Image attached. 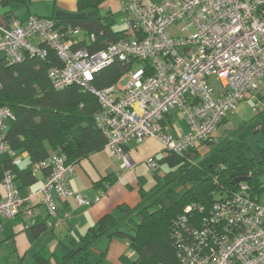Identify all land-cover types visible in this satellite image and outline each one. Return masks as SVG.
Here are the masks:
<instances>
[{
	"label": "built area",
	"instance_id": "obj_1",
	"mask_svg": "<svg viewBox=\"0 0 264 264\" xmlns=\"http://www.w3.org/2000/svg\"><path fill=\"white\" fill-rule=\"evenodd\" d=\"M123 8L129 28L94 53L72 47L82 32L79 28H69L65 37L48 17L30 15L24 22L0 23V54L10 63L26 56L43 58L49 46L62 62L48 70L52 86L76 83L97 96L100 110L94 126L103 133L111 156L120 160L121 170L133 165L125 146L148 137L157 138L167 152L185 155L210 139L241 102L255 97L264 79V0H125ZM115 58L145 61L147 68L132 67L121 77H127L124 85L94 89L89 84L92 74ZM173 111L186 124V129L175 128L177 136L162 123ZM11 116V108L0 105V154L8 153L19 165L22 154L10 149L5 139ZM146 164L150 170L157 168L154 159ZM45 166L49 172L43 184L23 197L10 172H4L0 217L27 218L42 205L48 227L55 229L65 221L57 214V200L72 198L78 205H90L104 193L89 198L74 192L68 185L74 166L63 153L51 154L34 168ZM191 208L186 206L185 212ZM180 221L185 223V216ZM186 229L184 241L176 232L181 264H264V204L249 196L243 182L213 202L199 228Z\"/></svg>",
	"mask_w": 264,
	"mask_h": 264
},
{
	"label": "trees",
	"instance_id": "obj_2",
	"mask_svg": "<svg viewBox=\"0 0 264 264\" xmlns=\"http://www.w3.org/2000/svg\"><path fill=\"white\" fill-rule=\"evenodd\" d=\"M11 1L26 5L30 0H1L0 3ZM102 2L76 0L77 11L81 13L98 8ZM39 17L52 19L54 28L65 37L69 28H79L89 39L77 41L72 47H84L90 53L104 49L124 34V30L113 28L110 11L105 16ZM46 51L43 58L26 56L13 63L5 56L0 59V105L12 110L5 139L16 154L24 151L28 154L25 166L14 164L13 157L8 153L0 154V183L4 172L9 171L14 184L18 181L20 187L29 186L35 180L33 165L48 160L51 154H65L67 162L74 166L80 159L105 147L103 133L94 126V117L100 110L97 96L76 83L55 89L48 77V70L62 62L55 49L48 46ZM138 65L147 68L145 61L115 58L94 72L89 84L96 90L111 87L128 70ZM262 100L260 109L243 125L254 123L253 132L264 136V95ZM166 117L168 115L162 121L164 124ZM226 120L227 116L218 125ZM233 131L230 132L231 137L217 139V143L211 144L203 153L199 146L204 142L187 150L183 156L166 151V155L154 160L167 164V170L162 176L154 173V184L140 194L135 205H121L117 214L103 216L61 257L54 255L51 259L36 253L34 263L101 264L107 249L96 254L92 252V245L97 238L104 236L109 241L115 238L126 241L132 254L120 255L121 264H181L178 257L181 244L177 231L184 241L189 234L186 228H199L213 202L238 190L241 182L247 185L249 196L257 201L264 190V185L257 178V174L264 171V147L257 146L259 158L254 160L245 148L239 129ZM40 168L44 169L46 177L49 166ZM235 177H245L246 180L235 181ZM105 178L108 185L113 183L112 175ZM101 181L97 184L101 185ZM16 188L19 189V186ZM186 206H192L187 213ZM180 216H185V223L179 222ZM48 220L47 213L44 223L32 226L34 233L44 231L48 227Z\"/></svg>",
	"mask_w": 264,
	"mask_h": 264
},
{
	"label": "crops",
	"instance_id": "obj_3",
	"mask_svg": "<svg viewBox=\"0 0 264 264\" xmlns=\"http://www.w3.org/2000/svg\"><path fill=\"white\" fill-rule=\"evenodd\" d=\"M51 1L52 5L50 6H52V9L43 12L45 15L37 13L35 7L30 6L32 10L31 8L27 9V12L23 13V15L19 14L15 16L13 10L7 8L13 1L7 4L0 3V23L8 22L9 19L24 22L30 15L66 16L75 14L102 16L92 11L90 13H78L76 0ZM124 1H121L123 11ZM146 3L151 2L146 1ZM107 7H110L109 3ZM121 30L126 31L127 29ZM88 39V36L84 32H81L76 36L75 41H88ZM33 42H37V40H33ZM3 57L0 54V59ZM166 120L169 131L173 136H177L176 129L178 127L186 129L185 122L175 111L169 113ZM213 135L218 137L220 134H217L215 130ZM125 150L129 155L130 161L133 163L131 168L128 169L121 170L119 168L120 160L113 158L105 147L80 159L74 164V172L68 178V185L74 192L81 193L89 198H93L98 193H104L98 201L90 205H78L72 198L57 200V214L59 217H64L65 220L61 227L51 229L46 226V229L39 234L34 233L32 226L44 223L47 219L46 209L42 205L38 206L35 212L27 218L22 217L20 214L10 219L0 217V264H24L27 261L35 264L34 255L36 253H42L51 259L54 255L61 257L69 248L75 245L79 237L86 234L103 216L109 213L117 214L119 212L118 208L121 205H135L140 199V194L148 189L143 190L149 178L147 174V168L149 169V167L146 161L149 159H159L166 155L167 152L164 150L161 142L155 137H148L141 143L130 142L127 144ZM21 154L22 162L20 165L25 166L28 163V154L25 151ZM162 165H165V168H162ZM34 167L35 165H33L32 171L35 180L31 185L20 187V183L18 181L15 182L16 186H19L18 192L21 197L25 196L28 191L38 189L45 180L44 169H35ZM167 168V164L157 162V168L150 170L153 174L154 182L156 180L154 173L156 172L157 176H162ZM110 175L114 179L113 183L108 185L105 177ZM100 180H102L101 185L97 184ZM103 237L100 236L94 241L92 252L97 254L98 251L95 250V244ZM117 247L112 251V255L116 264H121L119 261L120 255L126 253V255L131 256L132 253L128 249L126 242L125 244L117 243Z\"/></svg>",
	"mask_w": 264,
	"mask_h": 264
},
{
	"label": "rangeland",
	"instance_id": "obj_4",
	"mask_svg": "<svg viewBox=\"0 0 264 264\" xmlns=\"http://www.w3.org/2000/svg\"><path fill=\"white\" fill-rule=\"evenodd\" d=\"M121 1L122 0H103V2L98 6V8L87 10L85 12L90 13L92 11L101 14L102 16H105L107 11H110L114 22L113 28L115 30L128 29L129 25L125 21L126 13L121 8ZM146 1L151 3L157 2V0H145V2ZM108 3L110 7H107ZM50 5H52L51 0H30L26 5L13 1L11 2V4H9V6H7V8L13 10L15 16H17L19 14L23 15V13L27 12V9L31 8L30 6H33L35 7L37 13H40L41 15H45L43 12L48 11V9L49 10L52 9V6ZM119 82L120 84L124 85L127 82V77L121 78ZM263 95H264V79L261 85L259 86V90L257 91L256 96L253 97L252 99L241 102L236 110L228 114L226 122H224L220 126L218 125L219 127L217 126L218 128L216 129V133L220 135L218 137L212 135L210 139L206 140L204 143L201 144V147L199 146L201 152L203 153L208 147L211 146V144H216L218 141L217 139H220L221 137L224 136L231 137L230 132L234 133L233 131L234 129H239L238 131L239 135L242 138L245 148H247L248 150L249 156H251L254 160L258 159L259 152L257 146L264 147V136L259 132H253L255 126L254 123L248 122V124L243 125V122L249 120L252 117V115L254 114L253 107L255 105L258 106V104H262ZM162 166H163L162 168H165V165ZM147 174L149 178L148 181L145 183L144 186L146 187H144L143 190L151 187L154 184L153 174L152 172H150V169L148 168H147ZM257 178L262 183V185H264V171L258 173ZM259 202L264 204V190L259 197ZM125 242L126 241L116 238L109 241L105 237L101 238L100 241L96 242L95 244L96 251L99 252V250L107 249L105 259L101 264H116L115 259L112 255V251L118 248L117 243L125 244ZM108 251H110L111 253L109 252L108 254ZM24 264H33V263L27 261Z\"/></svg>",
	"mask_w": 264,
	"mask_h": 264
},
{
	"label": "water",
	"instance_id": "obj_5",
	"mask_svg": "<svg viewBox=\"0 0 264 264\" xmlns=\"http://www.w3.org/2000/svg\"><path fill=\"white\" fill-rule=\"evenodd\" d=\"M245 177H235V181H245Z\"/></svg>",
	"mask_w": 264,
	"mask_h": 264
}]
</instances>
